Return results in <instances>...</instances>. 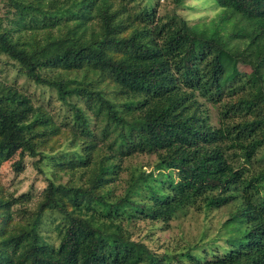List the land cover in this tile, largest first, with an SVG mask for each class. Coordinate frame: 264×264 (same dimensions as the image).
<instances>
[{"label":"trees","instance_id":"trees-1","mask_svg":"<svg viewBox=\"0 0 264 264\" xmlns=\"http://www.w3.org/2000/svg\"><path fill=\"white\" fill-rule=\"evenodd\" d=\"M8 1L22 19L0 30V51L34 84L53 88L60 101L86 97L104 110L109 122L124 123L127 136L108 145L111 154L124 159L154 154L156 163L140 175L148 183L145 200L137 199L144 196L132 184L118 200L108 190L95 193L105 185L104 177L119 169L121 158L104 156L91 187L69 188L48 181L27 229L4 235L0 228V264H169L154 253L147 251L145 256V249L128 235L129 227L142 216L167 220L200 196L207 208L237 200L236 214L226 224L236 220L244 225L238 233L242 243L205 264H264V167H256L254 161L256 151L264 147V0H201L211 3L215 16L190 26L175 17L157 18L155 5L143 7L134 20L126 21L131 28L126 38L113 35L115 14L99 0L96 18L102 33H91L85 43L83 23L92 18L89 8L97 0H71L46 9ZM62 19L67 32L59 47L49 41L39 52L27 53L19 40L11 38L22 30L53 28ZM109 51L119 59H111ZM236 61L250 67L246 77L233 71ZM85 65L107 72L122 90L120 98L132 97L119 103L82 83L54 81L38 73ZM207 104L215 107L216 126L210 123ZM71 110L80 120L79 109ZM132 111L136 113L124 122ZM30 112L26 99L15 91L0 93V162L17 151L35 157ZM75 158L84 163L82 155ZM50 209L63 217L64 227L56 248L47 251L37 231V216Z\"/></svg>","mask_w":264,"mask_h":264},{"label":"rangeland","instance_id":"rangeland-1","mask_svg":"<svg viewBox=\"0 0 264 264\" xmlns=\"http://www.w3.org/2000/svg\"><path fill=\"white\" fill-rule=\"evenodd\" d=\"M15 1L39 6L42 9L53 8V4L55 7L71 2V0ZM103 1L108 4L109 11L115 14L112 23L116 26L113 35L117 38L128 37L131 28L125 23L134 20V14L143 7L155 5L157 18L167 20L175 17L184 20L189 26L206 23L216 13L211 3L201 0H184L179 5L174 3V0ZM98 8L99 0L89 8V15L92 18L83 23L82 43L91 40V33L101 36L102 31L96 18ZM123 9L126 12H122ZM30 18L29 16L24 20L29 21ZM16 19L22 17L13 4L8 0H0V30L7 29ZM80 31L74 38L80 35ZM21 32L19 35H11V38L19 40L20 49L27 53L39 52L49 41L51 45L56 44V47H59L66 37V19L60 20L53 28ZM242 48L239 50L241 51ZM108 55L115 60L120 57L111 51ZM232 69L242 78L251 72L250 67L240 61H236ZM38 73L54 81L66 83L75 81L79 85L82 83L89 90L94 89L107 97L118 98L119 103L132 97L128 95L120 98L119 94L122 90L115 86L111 76L107 72L93 69L90 65L77 70L42 69ZM70 86L75 85L70 84ZM7 90L21 95L31 107L28 123H33L31 134L34 136L32 144L36 155L30 158L27 154L21 155L17 151L9 159L0 162V214L2 211L4 213V216L0 217V228L4 235L16 234L20 229L28 228V223L36 217L48 181L69 188L91 187L99 173L104 156L113 161L121 158L117 162L119 169L106 175L104 179L107 181L103 180L105 185L95 190V193L108 190L112 192L113 198L118 200L125 194L127 186L132 184L139 191L138 193L144 196L137 199L145 200L147 191L144 185L148 183L142 182L140 175H145L153 168L156 163L155 155L144 153L130 155L131 157L127 156L128 158L124 159V156H114L111 154L113 151H107L108 145L114 141L119 142L120 136H127L124 123L117 125L109 122L104 110L98 109L95 104L92 105L93 100H87L86 97H71L66 98L65 102L60 101L53 88L34 84L21 72L15 61L0 51V93ZM73 106L79 109L80 120L74 118L71 110ZM206 109L210 115L211 125L216 126L215 107L207 104ZM134 113L136 111L126 113L124 122ZM85 147L90 149L83 152ZM75 154L82 155L84 163H79ZM254 161L256 167H264V147L256 151ZM68 197L64 198L66 202ZM202 201L201 196L197 197L193 203L184 205L164 221L147 219L143 216L137 218L136 222L130 225L128 235L131 240L139 243L141 250L145 249V256L148 251L162 256L160 259H164V262L169 264H205L220 259L231 247L242 243L238 233L243 230V223L235 220L226 224V221L236 214L238 201L232 200L218 208H207ZM37 219V231L43 246L47 251L54 250L64 227L63 217L50 209L42 211ZM122 227H125V223ZM141 257L145 259L144 255Z\"/></svg>","mask_w":264,"mask_h":264}]
</instances>
